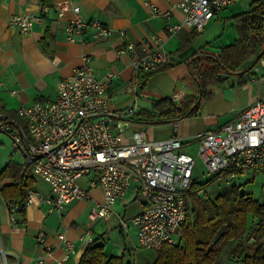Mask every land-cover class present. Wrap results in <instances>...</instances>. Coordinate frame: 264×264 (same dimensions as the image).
<instances>
[{
	"label": "built area",
	"instance_id": "built-area-1",
	"mask_svg": "<svg viewBox=\"0 0 264 264\" xmlns=\"http://www.w3.org/2000/svg\"><path fill=\"white\" fill-rule=\"evenodd\" d=\"M142 1L151 16H163L166 24L162 34L148 35L137 42L125 39L119 45L118 51L132 58L133 77L126 92L142 87L145 75L169 59L166 37L182 30L201 31L216 11L242 0H179L176 7L181 17L175 21H171L170 11H161L151 0ZM51 8L59 18L70 13L65 25L69 42L83 41L87 29L95 39H107L114 33L98 19H85L79 5L68 0L55 6L42 5L39 15H12L8 26L28 33ZM261 67L264 58L259 59L253 72L258 73ZM110 79L108 74L105 80H99L93 67L85 62L58 81L54 98L20 106L14 115L0 109V132L10 137L14 151L49 188L46 196L36 188L29 189L26 206L39 200L49 211L60 214L76 200L91 199L92 221L114 219L127 237L134 230L140 247L157 251L164 244L178 242L196 161L183 149V136L177 128L166 139L155 140L148 135L147 126L135 119L136 100L125 107H113L108 95ZM184 95L178 90L171 99L178 102ZM197 140V156L208 174H225L230 179L246 172L260 174L264 192V95L220 128L202 131ZM81 178L86 187L80 183ZM134 182L142 208L125 217L113 207ZM92 189L100 191V199L90 195ZM6 206L9 214L20 208L14 202ZM91 233L88 228L79 239L90 242ZM44 236L40 232L38 241L43 242ZM57 237L65 246L66 259L74 252L73 243L62 232Z\"/></svg>",
	"mask_w": 264,
	"mask_h": 264
},
{
	"label": "crops",
	"instance_id": "crops-1",
	"mask_svg": "<svg viewBox=\"0 0 264 264\" xmlns=\"http://www.w3.org/2000/svg\"><path fill=\"white\" fill-rule=\"evenodd\" d=\"M42 1L0 0V109L8 113L12 112L10 114L14 115L20 106L54 98L58 81L70 76L75 68L82 66L85 62L93 67L99 80L103 81L108 74H111L108 95L113 107H125L136 100L139 111L149 108L152 99L171 97L178 90H183L187 96L196 94V87L189 75L187 58L189 53L183 57L173 54L179 48L180 38L189 32L187 30L165 38V48L172 53L173 58L179 60L177 65L151 75L136 91H125L126 85L133 77L132 58L128 53H120L119 45L125 39L137 42L148 35L162 34L166 24L163 16H151L142 0H68L72 4L79 5L85 19H98L112 28L114 33L107 39H95L91 35V30L87 29L83 35V41H67L65 25L70 13H67L65 18H59L53 8L43 14L28 33H22L8 26V20L12 15L24 12L39 15ZM59 1L62 0H49L51 6H55ZM151 1L161 11H170L171 21L181 17L176 7L179 0ZM228 26L230 27L226 32ZM120 31H124L125 34H121ZM45 33L48 34V50H44L41 44ZM237 37L238 33L232 23L225 20L222 13L218 11L215 19H211L206 24L193 43L192 51L208 50L218 53L221 47L231 44ZM256 75L257 78H251L243 84H238V76L232 75L209 85L207 89L212 93V97L201 101L199 115L184 118L175 123L154 125L150 128L147 126L149 136L155 140L166 139L177 128L183 136V149L195 158L197 137L202 131L220 128L264 95V67H261ZM162 127H168V132L157 134L153 130V128ZM1 142L4 143V140ZM17 155L21 159L17 158ZM0 160V171L9 162L24 163V158L19 152L10 150ZM195 169H197L196 166ZM30 176L36 180V176L31 171ZM254 177L253 173L246 172L237 178L253 179ZM9 182L8 178L0 179V189ZM80 183L85 186V179L81 178ZM37 185L36 180L35 188L39 191ZM135 185V182L132 183L125 195L118 200L120 204L126 205L127 202L137 199ZM131 190L130 197L126 198ZM92 191H98L100 194L98 189H92L90 195ZM39 193L44 196L49 195V188L46 193L43 194L40 191ZM93 198L101 197L93 195ZM87 200L91 202V209L93 201ZM50 213L56 212L49 211L45 203L36 200L33 204L26 206V220L21 222L17 212L9 214L6 202L0 195V243L6 264H59V260L62 261L61 264L78 263L88 243L87 239L82 241L79 237L89 227L78 229L74 221L63 223L60 219L57 223L59 225L49 223L47 217ZM97 221H93V224ZM42 224H47L49 228H44ZM109 226L111 228L107 227L105 230L101 228L96 231L92 225V233L89 236L91 240L100 237L99 243L104 244L106 256L123 255L125 262L130 264L153 263L156 254L149 256L150 258L145 257L147 251H143L145 254L143 255L137 248L136 237L134 239L132 234L127 237L113 220L109 221ZM40 232L45 234L43 242L38 241ZM61 232L72 241L74 247V252L66 259H63L65 246L57 237V234ZM229 260L242 264L240 260L227 256L223 257L221 264ZM2 261L0 258L1 264H3Z\"/></svg>",
	"mask_w": 264,
	"mask_h": 264
},
{
	"label": "trees",
	"instance_id": "trees-1",
	"mask_svg": "<svg viewBox=\"0 0 264 264\" xmlns=\"http://www.w3.org/2000/svg\"><path fill=\"white\" fill-rule=\"evenodd\" d=\"M42 2L51 6L49 0ZM224 19L232 23L238 37L231 44L221 47L218 53L192 51V45L202 30L187 32L180 38L179 48L173 52L177 57L189 53V75L196 87V94H185L178 102L171 97L152 99L149 108L135 114L136 120L150 126L197 116L201 101L212 97L208 86L222 80L218 75H237L238 84L257 78L253 67L264 56V0H250L246 9ZM47 39L48 34L45 33L41 39L44 50H48ZM259 54L260 58L256 59ZM178 63L179 60L169 53L166 62L156 71L145 75V83L151 75ZM195 171L186 193L187 213L177 232L178 242L174 245L164 244L155 251L156 258L152 264H221L225 256L240 260L242 264H264V202L247 192H241L237 184L227 185L224 192L208 197L204 194L206 185L225 174H209L210 177L204 182H198ZM4 178L10 179V182L1 187L0 195L6 203L20 205L17 213L21 222H25L27 192L35 188L36 180L30 176L29 166L14 162L1 169L0 179ZM99 239L95 237L86 244L77 264H130L125 262L123 255L106 256L104 244L99 243Z\"/></svg>",
	"mask_w": 264,
	"mask_h": 264
},
{
	"label": "rangeland",
	"instance_id": "rangeland-1",
	"mask_svg": "<svg viewBox=\"0 0 264 264\" xmlns=\"http://www.w3.org/2000/svg\"><path fill=\"white\" fill-rule=\"evenodd\" d=\"M250 0H242L241 2H236L233 3L225 8L219 9V12L222 13L223 17L226 18V16H229L232 13H236L238 11L244 10L246 9V7L248 6V2ZM217 13V11H216ZM216 14L214 15V17L212 18L215 19ZM220 21V20H219ZM229 27L227 28L226 32L229 30ZM151 126L154 125H150L148 128H150ZM168 127H162V128H153V130L157 133V134H165L168 132ZM149 135V134H148ZM1 140H4V143L1 142ZM3 145H5L6 147H4ZM13 152L14 148L12 146V142L10 137L3 132H0V158L4 157L5 154H7L8 151ZM197 154V153H196ZM195 154V158H196V171H195V179L198 182H204L207 178L210 177L209 174L206 173V169L204 167V165L202 164L201 160L197 157V155ZM17 158L21 159L20 156L17 155ZM1 162V160H0ZM247 173H251V172H247ZM262 175L260 174H256L255 177L253 179L249 178V179H230L228 177H224V176H220L219 179L209 182L206 185V190H205V195L208 197H213L214 195L220 193V192H224L227 185L230 184H237L239 190L241 192H247L249 194H251L254 198L258 199L260 202H264V192L262 190L261 187V181H262ZM36 180L38 182L37 187L39 188V191L41 193H46L47 192V188L48 186L46 185V183L39 177L36 176ZM38 191V192H39ZM132 190L128 193V195L126 196V198L130 197ZM91 195L93 197V195L97 196L100 198V194L98 191H92ZM200 195L202 196L203 194L200 193ZM36 201V200H35ZM39 201V200H37ZM91 202L87 199L84 200H76L75 202H72L71 204H69L70 206L63 209L60 214H56V213H50V215L47 217V221L49 223H54L57 224L59 223L60 220L63 221V223L66 221H74L77 226L78 229H82L86 227L91 228L93 225L94 230L99 231L101 230V228L103 230H105L107 227L111 228L109 226V221L115 222L114 219L111 220H102L99 219L97 221V223L93 224L92 219L89 217V212H90V204ZM114 211L115 212H119L122 215H125V217H130L131 215L135 214L136 212L140 211V198H137L135 200H131L129 202L126 203V205L120 204L118 201L115 203L114 205ZM60 219V220H59ZM249 220L251 221V216H249ZM44 228H49V226L47 224H42ZM59 225V224H57ZM94 234V233H93ZM132 236L135 239V233L134 230L132 231ZM136 241V239H135ZM1 242V241H0ZM137 248L141 251V253L143 255H145L143 253V251H147V255H145V257L150 258L149 256H153L156 254L155 251L153 250H146L145 248H142L140 246L137 245ZM2 246L0 243V258L3 260L4 257V261H2L3 264H6V259H5V255L4 253L2 254ZM224 264H236L234 261L229 260L227 262H225Z\"/></svg>",
	"mask_w": 264,
	"mask_h": 264
},
{
	"label": "water",
	"instance_id": "water-1",
	"mask_svg": "<svg viewBox=\"0 0 264 264\" xmlns=\"http://www.w3.org/2000/svg\"><path fill=\"white\" fill-rule=\"evenodd\" d=\"M260 56H261V54H259L258 55V57L256 58V59H259L260 58ZM263 58H264V56H263ZM218 77H221V78H226L227 77V75H218ZM2 253H3V251H1Z\"/></svg>",
	"mask_w": 264,
	"mask_h": 264
}]
</instances>
